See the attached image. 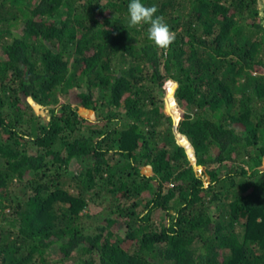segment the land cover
I'll return each instance as SVG.
<instances>
[{
	"label": "trees",
	"instance_id": "obj_1",
	"mask_svg": "<svg viewBox=\"0 0 264 264\" xmlns=\"http://www.w3.org/2000/svg\"><path fill=\"white\" fill-rule=\"evenodd\" d=\"M129 2L0 0V264H264V15Z\"/></svg>",
	"mask_w": 264,
	"mask_h": 264
},
{
	"label": "clouds",
	"instance_id": "obj_2",
	"mask_svg": "<svg viewBox=\"0 0 264 264\" xmlns=\"http://www.w3.org/2000/svg\"><path fill=\"white\" fill-rule=\"evenodd\" d=\"M157 12L155 5L146 6L141 0H130L127 5L129 25H148L147 39L157 48L168 49L175 41L176 33L170 29L163 16L156 15Z\"/></svg>",
	"mask_w": 264,
	"mask_h": 264
},
{
	"label": "rangeland",
	"instance_id": "obj_3",
	"mask_svg": "<svg viewBox=\"0 0 264 264\" xmlns=\"http://www.w3.org/2000/svg\"><path fill=\"white\" fill-rule=\"evenodd\" d=\"M256 2H257V7H258V10H259V14L261 15V16H263L264 15V0H256ZM174 90V89H173ZM173 98H174V91H173ZM164 106H165V108H164V110H165V112L167 113V114H169V115H171L173 118H176V117H174V114H173V112L171 111V110H169V103H167V99H166V96H165V98H164ZM174 102H175V106H176V108L178 109V108H180V106H179V104H177L176 103V101H175V98H174ZM171 109V108H170ZM37 114H40L42 117L43 116H46L47 115V111L45 110V109H41L40 108V110H39V112L37 113ZM67 264V263H66Z\"/></svg>",
	"mask_w": 264,
	"mask_h": 264
},
{
	"label": "water",
	"instance_id": "obj_4",
	"mask_svg": "<svg viewBox=\"0 0 264 264\" xmlns=\"http://www.w3.org/2000/svg\"><path fill=\"white\" fill-rule=\"evenodd\" d=\"M33 108H34V111H35L36 113H38L39 110H40V108H41V105H39V104H33ZM82 113H84V112H82ZM139 169H140V168H139Z\"/></svg>",
	"mask_w": 264,
	"mask_h": 264
}]
</instances>
